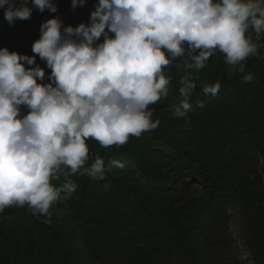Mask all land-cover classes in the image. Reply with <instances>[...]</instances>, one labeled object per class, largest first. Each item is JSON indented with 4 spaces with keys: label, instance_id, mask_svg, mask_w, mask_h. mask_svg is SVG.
I'll return each mask as SVG.
<instances>
[{
    "label": "clouds",
    "instance_id": "1",
    "mask_svg": "<svg viewBox=\"0 0 264 264\" xmlns=\"http://www.w3.org/2000/svg\"><path fill=\"white\" fill-rule=\"evenodd\" d=\"M85 3L71 0L72 11ZM94 8L88 24L65 26L59 17L42 22L32 45L36 55L0 48V213L28 205L33 215H47L76 192L68 177L104 181V161L89 164L87 140L122 146L155 130L160 121L149 106L168 97L174 85L166 69L177 60L188 74L172 114L189 124L197 88L192 71L220 52L229 77L244 73L245 61L261 47L252 34L264 35V0H98ZM0 9L9 26L31 19L34 9L58 11L54 0H0ZM37 55L51 70L49 83H42ZM220 88L219 81L201 84L205 96ZM62 177L63 184H52Z\"/></svg>",
    "mask_w": 264,
    "mask_h": 264
},
{
    "label": "trees",
    "instance_id": "2",
    "mask_svg": "<svg viewBox=\"0 0 264 264\" xmlns=\"http://www.w3.org/2000/svg\"><path fill=\"white\" fill-rule=\"evenodd\" d=\"M42 22L45 21L41 17H31L26 21L17 20L13 26L0 23V48L6 47L10 52L28 56L36 55L32 52V45L40 38ZM99 42H103V36ZM254 60H260L263 67L254 68ZM254 60L246 63L244 73H236L231 77L228 75L229 66L225 69L219 66L214 70V74L204 77L202 74L208 70L211 60L203 69L193 70L192 76L197 88L190 100L191 110L188 115L191 122L187 125L183 119H177L172 114L180 103V80L188 74L183 67L175 66L179 60L173 62L166 69V76H172L176 85L169 89L167 98L149 106L154 109L153 121L158 119L160 124L155 130L141 136L149 134L153 140L168 145L174 151L171 156L177 159V163L170 164L169 155L152 148L141 141L140 137L130 136L126 144L108 148L89 138L86 142L89 148V162L92 163L96 157H100L104 161L106 179L99 182L102 185H112L111 189H108L106 199L100 201L98 187L93 190L94 188H90V178L77 173L68 177L77 184L76 192L68 200L54 204L55 212L66 213L64 218L59 217L62 219L60 222L55 218L47 225L15 209L0 213V264H42L47 260L46 253H39L44 249L48 250L46 246L49 242L63 252V264H82L85 259L83 250L70 247V244L78 243L79 239L89 248L90 264H98L100 258H104L113 248L119 233L117 217L121 207L129 206L132 200L135 203L133 213L149 218L153 215L152 210L159 208L158 213L162 219L169 221L168 229L164 231L159 220L157 233L154 231L153 235H150L149 248L128 256L124 264H162L165 250L170 247L182 250L188 257L187 264H201L199 253L193 246L196 237L194 232L197 234L202 228L201 232L205 235L202 246L207 249L209 255L212 254L213 251L208 250L207 245L217 246V241L213 239V224L221 214L222 197L237 203L242 217L246 220H251L253 216L262 218L264 184L260 186L261 178L257 170L246 171V177L254 174L258 181L249 185L234 179L236 173H233L240 168L237 161L242 153L234 148L241 144L238 140L243 135H249L248 147L255 148L264 160V55ZM36 64L45 69V79L42 83H49L51 70L47 68L46 62L41 61L37 55ZM247 74H251L253 80L244 83L243 77ZM197 81L208 84L219 81L220 91L215 97L205 96ZM37 82L41 83L39 80ZM229 89L232 94H226ZM21 108L22 114L26 115V106ZM227 155L231 161L224 167L223 161ZM184 166H195L202 174L216 176L219 170H225L227 173L220 177L223 181L220 188L211 181V190L206 195L199 198L191 196L173 211V197L171 203L174 204L170 203L165 207L156 201L164 197L176 181L180 182V194H186L185 182L181 177ZM172 169L177 170L178 179H173L174 176L169 174ZM64 182L63 177L59 181L52 180V184L57 187ZM202 184L208 187L207 180H202ZM198 202L201 203L199 208L196 206ZM186 208L191 209L188 214L184 211ZM184 214H187V221L176 223L178 229L175 231L176 225H173L172 217ZM206 219L208 222L205 225L201 220ZM252 220L243 227V233H253L255 241L247 240V244L252 248L255 263L264 264V220ZM68 227L70 228L67 229ZM167 230L173 231L171 235L166 233ZM37 236L39 248L35 252Z\"/></svg>",
    "mask_w": 264,
    "mask_h": 264
},
{
    "label": "rangeland",
    "instance_id": "3",
    "mask_svg": "<svg viewBox=\"0 0 264 264\" xmlns=\"http://www.w3.org/2000/svg\"><path fill=\"white\" fill-rule=\"evenodd\" d=\"M98 2V0H86V3L84 6H78L75 10V12L71 9V0H54V3L58 7V11L56 13H50L49 11L45 10V12L40 13L37 10H33L32 18L35 17H41L44 21H47L48 19L59 17L64 24L72 27H76L81 23L88 24L90 22V14L92 11L95 10L94 6ZM31 6V5H30ZM0 23L3 25H7L8 23L4 20V10L0 9ZM252 41L253 43L257 45H261L258 49V55L251 56L245 61L248 63L249 61H252V59H256L259 56L264 55V35H262L259 39L256 38L255 34H252ZM209 60L212 61L210 66L208 67V70L204 74H202L204 77H208L211 74L215 73V69L217 67L222 66L224 69L228 67V65L225 63L224 54L217 52L215 55L211 56ZM261 60V59H260ZM260 60H254L252 62V65H254V68L257 67H263V63L260 62ZM253 67V66H252ZM203 73V72H202ZM209 79V78H208ZM173 82V85L176 84ZM199 88H201V84L204 82L197 81ZM233 93L232 90H228L226 94ZM229 100L228 98H226ZM202 103V102H201ZM141 141L145 142L146 144L150 145L152 148L162 151L169 155L170 157V164H176L177 159L172 157L174 151L165 143L158 142L156 140H153L149 134H145L140 137ZM250 137L249 135H243L239 138L238 141H240L241 144H238L234 150L238 149L242 154L240 156V159L238 162L239 167L235 174L234 179H237L241 182L252 184V183H258V181L255 178L254 174H249L248 177H246L245 173L248 171V169L257 170L258 174L260 175V186H263L264 184V160L261 156V154L255 149L248 147V141ZM238 160V159H237ZM231 161L230 157L227 155L224 157V167H227L229 162ZM235 161V160H234ZM90 163V162H89ZM126 166H129V164H126ZM252 171V170H251ZM181 177L184 179L185 182V188H186V194H180V182L176 181L172 187L171 190L168 191L164 197H160L158 201L159 204H161L163 207L170 205L171 200L175 203L173 211H175V207L178 205H181L182 203H185L187 199L191 198V196H195L196 198H199L202 195H206L211 188L209 187L210 182H214L216 184V187H221L223 181L221 176L225 175L227 171L225 170H219L218 173L215 175L210 174H202L199 170L196 169L195 166L188 167L184 166V168L181 171ZM169 174L173 175V179H178L177 170L172 169L169 171ZM210 179V180H209ZM202 180H207L208 187H205L202 184ZM90 181V188H94L93 190H96L95 188L98 187V198L100 201H104L106 199V195L108 193V189L112 187V185H109L105 187V185L100 184L99 181H93L89 179ZM173 197V198H172ZM132 202L129 204V206L121 207L120 215L118 218V228L117 231L119 233L116 235L115 243L113 244V248L109 250L107 255L104 258H100V262L98 264H124L127 260L128 256H133L135 252L139 250L146 251L149 248V239L150 235L152 233L156 232V226L160 225V221L162 224V229L165 231L168 229L167 223L168 219L163 220L162 216L158 213L159 208L152 210L153 215L149 216V218H145L146 215H141L138 213H133L132 209L135 206V203ZM171 203V204H174ZM220 205L222 206L221 214L216 218L214 221V240L217 241V246L212 247L210 245H207L208 250L211 249L213 252L212 254H208V251L206 248H203L202 244L204 243L205 235L202 234V228L200 229L199 233H195V241L193 242V246L196 249V251L199 253V259L202 262L201 264H256L255 260L253 258L252 254V248L248 246L247 240L255 241L253 233L247 232L245 235L243 233V227L251 222V220H258L261 219L264 220V216L262 218H259L258 216H253L251 220H246L242 217L239 205L235 203L233 200L222 197L220 200ZM197 208L201 207V203H197ZM9 209H15L18 212L26 213V215L31 216L33 218H36L37 221L43 222L47 225H50L51 222L56 218L60 222L62 219L66 216V213L63 211H57L55 212V206L53 205L52 208L49 210V214L47 215H41L36 214L33 215V211L28 207V205H25L23 207H16L12 206L10 208L5 209V211ZM4 211V212H5ZM187 214L191 211V209L186 208L184 210ZM3 212V213H4ZM183 214V212H182ZM187 214H184V216H177L175 215L172 217L173 225L176 223H183V221H187ZM160 220V221H159ZM252 220V221H253ZM159 221V222H158ZM203 224L206 225L208 220L202 221ZM187 225H189V222H187ZM181 226V225H180ZM179 226V227H180ZM68 227L67 229H69ZM175 231H177L178 226H174ZM162 230V231H163ZM173 231L168 232V235H171ZM153 235V234H152ZM48 238V235H47ZM39 237H36L35 247L36 251H38L39 248ZM213 239L211 241H213ZM211 241L209 244H211ZM71 248H75L76 250L82 249L85 253L84 261L82 264H90V261H88V251L89 248L83 244V241L79 239L78 243L76 244H70ZM46 248L48 250L44 249L39 254H45L46 255V261L42 262V264H63V252L57 249V247H54L52 243H47ZM165 257H163L162 264H187L188 257L185 255V253L182 252V250H175L174 248H168L165 250ZM9 264H12L10 262Z\"/></svg>",
    "mask_w": 264,
    "mask_h": 264
}]
</instances>
